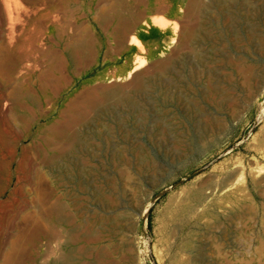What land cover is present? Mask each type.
Returning <instances> with one entry per match:
<instances>
[{"label":"rangeland","instance_id":"obj_1","mask_svg":"<svg viewBox=\"0 0 264 264\" xmlns=\"http://www.w3.org/2000/svg\"><path fill=\"white\" fill-rule=\"evenodd\" d=\"M91 2L0 0V264H264V0H174L129 77Z\"/></svg>","mask_w":264,"mask_h":264},{"label":"crops","instance_id":"obj_2","mask_svg":"<svg viewBox=\"0 0 264 264\" xmlns=\"http://www.w3.org/2000/svg\"><path fill=\"white\" fill-rule=\"evenodd\" d=\"M92 9L82 11L80 22L82 29H76L77 44L92 46V55L95 48H107L106 55L109 61L123 62L124 70H116L119 77H129L136 69L129 68L134 62L135 53L132 47L138 45L133 41L137 38L141 45L155 34V40H163L164 27L155 18L174 20V7L180 11L179 2L174 0H92ZM149 17V27H146ZM96 28V29H95ZM80 41V43H79ZM157 44H155L156 46ZM97 50V52H98Z\"/></svg>","mask_w":264,"mask_h":264},{"label":"bare ground","instance_id":"obj_3","mask_svg":"<svg viewBox=\"0 0 264 264\" xmlns=\"http://www.w3.org/2000/svg\"><path fill=\"white\" fill-rule=\"evenodd\" d=\"M220 8V7H219ZM146 84V83H145ZM76 141V140H75ZM237 173H238V171H237ZM234 175H236V174H234ZM237 176V175H236ZM231 177H232V175H231ZM233 178V177H232ZM234 180V179H233ZM229 186V185H228ZM201 192V191H200ZM200 192H198V194L196 195V199H201L202 198V194L200 193ZM235 213H237V211H235ZM193 247V244H192V242L191 241H187V242H185L184 244H183V248L184 249H190V248H192ZM73 253L74 252H72L70 255H68V256H66V257H64L63 259H62V264H72V262L74 261V259H75V257H74V255H73Z\"/></svg>","mask_w":264,"mask_h":264}]
</instances>
